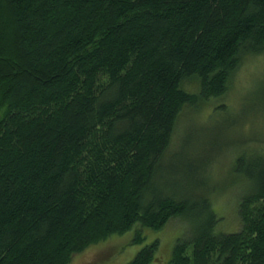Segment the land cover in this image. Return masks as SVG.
<instances>
[{
	"label": "trees",
	"instance_id": "1",
	"mask_svg": "<svg viewBox=\"0 0 264 264\" xmlns=\"http://www.w3.org/2000/svg\"><path fill=\"white\" fill-rule=\"evenodd\" d=\"M263 52L264 0H0V264H71L177 218L167 264H264V156L236 159L248 191L222 233L200 154L218 142L170 152L182 113Z\"/></svg>",
	"mask_w": 264,
	"mask_h": 264
},
{
	"label": "rangeland",
	"instance_id": "2",
	"mask_svg": "<svg viewBox=\"0 0 264 264\" xmlns=\"http://www.w3.org/2000/svg\"><path fill=\"white\" fill-rule=\"evenodd\" d=\"M264 52L243 59L233 73L229 87L220 99H212L198 110L182 113L170 152L180 147L181 139L189 131L194 143L215 138L219 145L203 148L201 158H210L211 165L203 180L211 190L208 193L213 208L221 218L222 233L240 229L238 206L248 191L247 180L234 172L235 161L241 154L264 156V103L255 95L264 94ZM256 97L254 99V96ZM3 111L0 110V119ZM215 135V136H213ZM192 149L190 152H195ZM200 151V152H201ZM187 224L182 219L172 220L162 231L147 234L141 245L131 242L134 233L112 237L73 257L71 264H129L137 253L159 240V256L153 264H167L178 239L186 235Z\"/></svg>",
	"mask_w": 264,
	"mask_h": 264
}]
</instances>
